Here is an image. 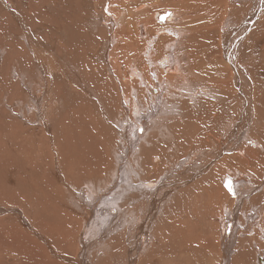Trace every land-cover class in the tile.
<instances>
[{"label": "bare ground", "instance_id": "1", "mask_svg": "<svg viewBox=\"0 0 264 264\" xmlns=\"http://www.w3.org/2000/svg\"><path fill=\"white\" fill-rule=\"evenodd\" d=\"M44 2L0 0V62L23 54L11 104L0 78V130L30 138L58 194L8 163L0 264H264V0ZM65 109L111 144L67 154L70 174Z\"/></svg>", "mask_w": 264, "mask_h": 264}, {"label": "rangeland", "instance_id": "2", "mask_svg": "<svg viewBox=\"0 0 264 264\" xmlns=\"http://www.w3.org/2000/svg\"><path fill=\"white\" fill-rule=\"evenodd\" d=\"M44 0H41L38 1L36 0V4L37 5H43L44 3ZM41 3V4H40ZM2 20L0 19V22ZM50 20L46 17H43V22H49ZM79 28V27H78ZM0 31H3V27L0 25ZM9 38L8 37H4V36H0V44L2 43H6V42H9ZM22 47L21 46H16V50L15 52H12L10 51V49L8 51H6V53L3 55V58L2 61L0 63H2V66H1V69H0V78L5 81L6 83H8V96H7V102H9L11 104L10 101H12V99H15L17 98L18 94H20V92L18 93V91L20 90V87L16 84V81L14 80H10L9 78V70L8 68L11 67L12 65V61L14 60L13 59V55L14 56H22ZM79 54L80 55H77V58L81 61L80 62V66H81V69L82 68H85L86 67V62H89L88 60L85 59L86 56V53L84 50L82 49H79ZM85 64V65H84ZM6 67V68H4ZM83 70V69H82ZM83 72V71H82ZM31 77V76H30ZM92 81V80H91ZM93 82V81H92ZM93 84L96 86V83L93 82ZM3 93L0 92V99L3 97ZM0 107H1V104H0ZM71 108V107H69ZM76 109V108H75ZM75 109H72V116L69 117L70 115V112L68 109H65L63 110V114H60L59 116H57L55 118V122H54V127L56 129V134L57 135V142H58V150H60L61 154L59 156L61 162H63V160H66L65 164L67 165V167H65L64 171L65 174H66V171L69 173L68 171V167H69V161H67V154H69L71 152V154H73L75 156V158H78L77 162H82V160L85 158L86 156V152L87 153H93L95 150H97V147H99L100 145H103V148L101 149H104V150H107L110 148V145L107 144V143H100L101 141L103 142L105 139L104 137H97L96 138L98 140H92V142L89 140L87 141V139L85 140L84 139V135H82L83 133L81 132V122L83 120L82 116L84 114H87V113H84L82 114V116L80 115V113L75 110ZM74 110H75V113H74ZM29 112L30 109L28 111H25L24 114L26 116L29 117ZM29 113V114H28ZM85 117V116H84ZM16 118V117H15ZM18 119V117H17ZM78 119V120H77ZM76 120V121H75ZM88 120V119H86ZM91 123V121H90ZM12 125H10L11 128H13L12 131H4V130H0V192L3 191L5 188H6V183H5V178L9 177V176H6V172H7V167H8V163L9 165H15V169L14 171H18V174L17 176L19 177V180L23 179V180H29L28 183L33 179V181L31 182V193L35 196L38 195V193H36L34 190L36 189V186L37 188L41 186V184H44L46 186H49L48 188V195L47 197L49 198V205L52 204L53 202V198L54 197H57V194H58V190H55L54 188H52L53 186L55 187V181L54 179L49 181V180H44L42 178V180L40 179V177H38L37 181H36V177L35 175H37V170L35 169L36 166H33L35 165V161H34V158H32V154H33V151H31V147H32V144H31V140L30 138H26V139H18V138H15V133L17 134L20 133V130L18 127H16L14 124L15 123H11ZM77 124V125H76ZM64 128V129H63ZM95 128V127H93ZM81 133H80V132ZM73 132V134H72ZM80 134H79V133ZM21 134V133H20ZM63 134V135H62ZM5 135V136H4ZM14 135V136H13ZM71 135V136H70ZM67 136V137H66ZM82 136V138H81ZM7 137V138H5ZM79 140V143H78V140ZM13 139V140H12ZM75 139L77 140L75 142ZM84 139V140H83ZM81 140V141H80ZM84 144H80L83 143ZM87 142H90V144H85ZM106 142V141H105ZM78 143V144H77ZM94 143V144H92ZM40 144L41 146H44V154H47V158H46V164L47 166L50 165V162L51 160L49 161V156H48V153L51 152L50 149L47 148V146L45 145V142L44 140H41L40 141ZM105 144V145H104ZM70 147H69V146ZM85 145V146H84ZM88 145V146H87ZM92 145H95V146H92ZM99 145V146H98ZM11 146V147H9ZM13 146V147H12ZM85 147V149L83 147ZM90 147V148H89ZM14 148V149H13ZM71 148V149H70ZM76 148V149H75ZM88 148V149H87ZM94 148V149H93ZM88 151H87V150ZM90 149V150H89ZM85 152H84V151ZM67 151V153H66ZM92 151V152H91ZM74 152V153H73ZM31 155V157H30ZM77 155V156H76ZM21 157V158H20ZM46 157V155H45ZM32 161V162H31ZM29 162V163H28ZM7 163V164H6ZM18 165V166H17ZM20 165V166H19ZM31 166V167H30ZM73 167V166H71ZM71 167H69V169H72ZM74 168V167H73ZM26 169V172H29V176H33L31 179L28 178V176H25L24 174H22V170ZM33 169V170H32ZM27 170H30V171H27ZM15 171V172H16ZM71 173H72V170H71ZM31 174V175H30ZM34 174V175H33ZM48 177V178H51V175L49 174V172H47V169L45 168V172L42 173V175H45ZM22 175V176H21ZM75 175V174H74ZM25 176V177H24ZM76 176V175H75ZM28 179H27V178ZM42 177V176H41ZM72 178H75L74 176ZM4 179V180H3ZM225 179V178H224ZM223 179V181H224ZM76 182H79L80 180L76 179L75 180ZM4 182V183H3ZM20 182V181H19ZM33 184H36L33 188ZM38 184V185H37ZM10 185V184H9ZM223 186L225 188V190L228 192L227 188L225 187L224 183H223ZM26 188V187H25ZM21 191L24 190V187L21 186L19 188ZM7 192V190H6ZM39 194H40V191H38ZM21 193L22 195H25L26 192L22 193V192H19ZM52 193V194H51ZM10 194V192H9ZM54 197H53V196ZM8 196V195H7ZM52 200V201H51ZM6 201H10L8 199H6ZM1 202V201H0ZM2 205H5V207H11L10 205H7L4 203L1 202ZM0 204V205H1ZM13 205V204H12ZM195 207V206H194ZM193 207V208H194ZM191 208V210L193 209ZM6 213V212H5ZM5 215V214H4ZM4 215H1V216H4ZM4 229V228H3ZM8 236V234H7ZM3 240V237L2 235L0 234V241ZM62 254H65V253H62ZM71 254V253H70ZM72 255V254H71Z\"/></svg>", "mask_w": 264, "mask_h": 264}, {"label": "snow or ice", "instance_id": "3", "mask_svg": "<svg viewBox=\"0 0 264 264\" xmlns=\"http://www.w3.org/2000/svg\"><path fill=\"white\" fill-rule=\"evenodd\" d=\"M229 191H232L230 184L228 185Z\"/></svg>", "mask_w": 264, "mask_h": 264}]
</instances>
